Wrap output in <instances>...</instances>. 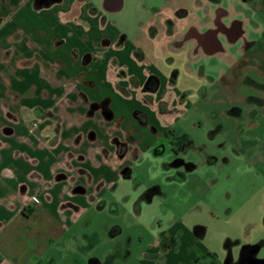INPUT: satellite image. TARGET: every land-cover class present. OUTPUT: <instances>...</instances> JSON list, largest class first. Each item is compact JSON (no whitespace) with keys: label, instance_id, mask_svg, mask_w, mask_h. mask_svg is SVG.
<instances>
[{"label":"crops","instance_id":"0c3cea01","mask_svg":"<svg viewBox=\"0 0 264 264\" xmlns=\"http://www.w3.org/2000/svg\"><path fill=\"white\" fill-rule=\"evenodd\" d=\"M139 1L0 0V264H58L51 246L87 244L82 237L76 245L81 234L76 223L98 202L104 200L105 209L127 196L120 189L116 199L103 198L131 180L127 169L141 170L146 160L171 159L167 142L160 140L182 111L168 124L169 117L157 112V101L173 90L170 107L190 102L179 98L177 79L166 71L196 61L197 77L210 79L203 69L219 54L223 38L204 36L196 48L188 30L207 32L221 0H179L178 6L170 0L149 6ZM128 13L130 19L120 20ZM230 13L233 19L234 8ZM227 47L233 50L222 58L233 66L235 45L228 41ZM150 76L157 86L150 90L156 91L154 101L146 102L144 85ZM137 110L143 112L142 120ZM128 132L135 134L130 135L134 141L123 139ZM61 172L66 177H59ZM154 180L135 200L136 213L162 189ZM75 183L83 185L82 199L93 193L84 201L87 206L62 199L66 187ZM180 212L175 207L163 213L166 226L138 236L136 246L129 241L125 254L112 250L104 263L91 256L87 264H227L228 257L235 263L234 255L222 262L204 244L207 229ZM122 230L115 224L109 235ZM226 242L231 252L235 241ZM81 262L72 257L61 263Z\"/></svg>","mask_w":264,"mask_h":264},{"label":"rangeland","instance_id":"374dc122","mask_svg":"<svg viewBox=\"0 0 264 264\" xmlns=\"http://www.w3.org/2000/svg\"><path fill=\"white\" fill-rule=\"evenodd\" d=\"M156 1L141 0L139 3L149 6ZM170 2L177 6L180 3L179 0ZM237 5V0H221L214 8L221 6L232 12ZM241 6L246 10L248 8L246 4ZM130 18L128 13L120 20L127 21ZM224 47L229 52L233 50L226 45ZM222 56L218 54L212 57L210 64L203 69L211 75L209 80L197 77L199 63L196 61L191 64L186 60L185 69L181 67L166 71L168 77L177 79L175 89L180 93L179 98H186L190 102L189 105L183 103L180 108L170 107L172 101L169 96L173 99L176 97L173 90L167 93L165 99L157 101V112L164 119L169 117L166 121L168 124L175 119L177 111H182L178 122L175 125L171 123L160 140L163 144L167 142V145L173 141V146L177 142L183 143L185 148L178 154L182 164L173 162L174 156L171 154V159L165 162L161 159L156 163L146 160L141 170L136 167L127 169V176L131 180L122 184L124 187L111 188V192H117H108L103 198L110 199L112 196L116 199L120 189L125 190L127 196L105 209V201L98 202L96 206L86 209L76 223V231L81 233L76 236V245L83 243L82 237L87 244L71 249L65 241L63 245L51 246L50 251L55 254L58 264L71 262L72 257L81 259V264H87L91 256L104 263L114 251L121 255L129 241L132 240L136 246L138 236L148 237L163 229L166 226L163 213L175 207L183 211L180 212L183 217L190 216L191 223L207 229L204 244L215 249L222 262L233 255L236 260L244 245L260 247L255 257L264 259V244H259L264 241V74L260 71H264V67L260 66L264 58L263 54L256 53L255 57L247 53L245 56L248 60H245L251 63L250 66H242L241 60L237 58L233 66L226 67ZM212 67L217 70L212 72ZM187 68L190 72L184 74L183 70ZM144 91L145 101H154L156 91ZM140 108L148 111L146 106ZM135 115L140 120L144 117L143 112L138 110ZM113 135L117 136L115 129ZM130 135L135 137V134L128 132L123 135V139L134 141ZM134 156V153L130 154V157ZM192 164H196L194 170L189 169ZM62 175L66 177L63 172L59 177ZM149 178L155 179L162 189L152 194L150 202H142L141 209L136 213L133 205H137L146 191L144 187L152 182ZM73 179L79 181L74 176ZM137 182L141 184L140 188H137ZM51 184L52 181L48 180L46 185ZM80 186L83 185L75 183L74 186L66 187L62 196L65 204L72 200L76 206H87L84 201L89 202L93 193L89 191L82 199L84 188ZM115 224L123 230L111 237L109 230ZM228 238L235 241L231 252L225 248Z\"/></svg>","mask_w":264,"mask_h":264},{"label":"flooded vegetation","instance_id":"af4514ba","mask_svg":"<svg viewBox=\"0 0 264 264\" xmlns=\"http://www.w3.org/2000/svg\"><path fill=\"white\" fill-rule=\"evenodd\" d=\"M237 2L239 5L234 8L233 19H230L232 16L227 8L219 6L213 13L211 25L207 32L201 35L193 27H190L188 30V38H193L195 41V47L198 48L197 42H202V37L219 35L223 38V45L221 46V43L218 44L219 54H227L224 46H227L228 41L229 43L233 42L235 45V55L241 60L242 66L245 64L250 66L251 63L246 62V60H248V57L245 56L247 53H252L255 56L256 53H259L264 56V0H237ZM245 4L248 7L247 10L246 8L243 9L241 6ZM246 27H249V29H246ZM227 61L228 60H225L226 67H230L231 65L228 64ZM261 66L264 67V63ZM260 71L264 74L263 70L260 69ZM156 86L157 79L150 76L147 79L144 88L147 90H153ZM173 143L174 142L171 141L168 145L170 154L174 156L173 162L177 161L178 164H182V160L178 158V154L182 153L185 146H182V142H177L174 146ZM113 230L115 231L116 229L113 228ZM126 247L127 246L124 247L122 254H125L127 251ZM246 258H242L241 261H238L237 258L236 261H234L235 263L232 264H247L245 261ZM90 262L96 261L95 259H91ZM226 262L227 264H231L229 263L232 262L231 258L228 257Z\"/></svg>","mask_w":264,"mask_h":264},{"label":"water","instance_id":"95a60500","mask_svg":"<svg viewBox=\"0 0 264 264\" xmlns=\"http://www.w3.org/2000/svg\"><path fill=\"white\" fill-rule=\"evenodd\" d=\"M258 246L255 245H244L239 252L238 261H241L242 258H246L247 264H264V259H258L255 257L256 252L258 251Z\"/></svg>","mask_w":264,"mask_h":264},{"label":"built area","instance_id":"2783aa9c","mask_svg":"<svg viewBox=\"0 0 264 264\" xmlns=\"http://www.w3.org/2000/svg\"><path fill=\"white\" fill-rule=\"evenodd\" d=\"M32 199L34 202H37V198L35 196Z\"/></svg>","mask_w":264,"mask_h":264}]
</instances>
